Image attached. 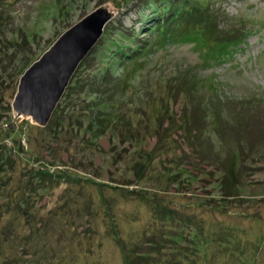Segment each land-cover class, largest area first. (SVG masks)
Segmentation results:
<instances>
[{"label":"rangeland","instance_id":"1","mask_svg":"<svg viewBox=\"0 0 264 264\" xmlns=\"http://www.w3.org/2000/svg\"><path fill=\"white\" fill-rule=\"evenodd\" d=\"M145 1L0 2V171L9 155L17 159L7 172L10 192L3 196L21 195L22 189L16 192L19 181L37 165L94 183L65 181L49 191L41 206L36 196L34 206L24 210L31 223L22 211L18 216L2 213L0 225L12 224L9 230L19 233L4 245L28 246L29 251L32 245L39 246L36 241L45 242L43 246L51 249L48 264H121L107 209L119 234L133 244L142 232L161 224L156 208L163 204L177 212L178 219L188 216L194 224L201 220L206 230H218L220 225L238 229L245 259L237 260L223 249L212 264H264V240L250 242L264 237V0H208L223 14L218 20L221 30L247 31L242 44L219 56L210 45L197 48L188 41L165 40L155 45L152 25L156 16L165 15L162 6L157 12L154 9L165 0L150 2L152 8L144 7ZM106 4L115 15L71 79L78 77L68 109L83 120V127L62 131L57 153L51 156L45 141L48 133L28 117L13 116L11 103L19 78L65 30ZM145 42L151 50L138 59L130 62L121 55L122 51L137 52ZM77 99L81 104H74ZM104 101L117 119L116 129L106 128L108 121L103 120L104 130L92 139L93 128L87 127L86 117L106 107L101 104ZM75 115L62 120L64 130ZM239 121L246 123L241 132ZM20 145L30 151H21ZM31 151L39 160L31 157ZM146 160L144 171L140 166ZM231 163L233 172L225 179ZM223 194L228 199L220 198ZM242 213L253 217H240ZM13 215L18 219L10 224ZM166 224L170 229L162 231L171 233L176 223ZM20 235H31L29 243L20 242ZM216 246L207 244L209 250ZM166 247L162 253L169 256L172 246ZM29 258L27 254L24 259Z\"/></svg>","mask_w":264,"mask_h":264},{"label":"trees","instance_id":"2","mask_svg":"<svg viewBox=\"0 0 264 264\" xmlns=\"http://www.w3.org/2000/svg\"><path fill=\"white\" fill-rule=\"evenodd\" d=\"M157 1L159 0H146L145 2H143V4L144 7L152 8L154 6H151L152 4L150 2L157 3ZM0 2H2V0H0ZM159 6H162V9H160L161 7ZM159 9L163 11L165 17H155V13ZM154 11L156 12L154 13ZM154 11L151 12L153 17H155V19L158 18L157 21H155L152 25V28L156 33L153 41L155 45L159 42H164L165 40L188 41L193 42L194 45L197 46V48H202L206 47V45H210L217 52V55H226L230 53V50L233 51L236 47L242 44V42L244 41L243 37L247 33L246 29H244V31H242V29L236 31V29L231 28L226 32L224 30H221L220 27H218V20L222 12H220L219 9H216L208 0H165V4L158 5V9H154ZM119 34H121L119 36H124L123 32H119ZM158 36L160 37V39H157ZM137 45L138 44H135L134 47H136ZM150 48L151 44H146L145 42L141 47L138 46L137 52L131 54L133 50L122 51L121 55H123V57H126L128 60L138 59L139 56L147 54L149 50H151ZM121 49L122 45L115 48L116 51H120ZM129 61L131 62L133 60ZM128 70L129 68H126V71ZM105 75L107 76V74L103 72V79ZM74 78L75 79L72 82L70 81L69 85L67 86L47 125L38 127L41 131H45L46 133H48L47 139L45 141L47 146L49 147L51 156L57 153V151H55V146L59 143L58 140L61 136L62 131H69L73 128L75 129L76 125H78V128L83 127V120L80 119L79 116L77 117L75 115L76 113H73L72 110L69 111L68 109V104L75 94L72 89L77 86L76 84L78 82L77 75H75ZM82 90L83 88H81V91ZM74 104L79 105L81 104V101L77 99ZM101 104L106 105V107L103 106L101 109H99L98 112H95L94 116L86 117V119H88V126L87 124L85 125L89 129L93 128V135L91 137L92 139L100 136V132L104 130L105 126L101 123L103 120H106V122L108 121L106 124V128L109 127L112 130L116 129V123L114 122L115 120L117 121V119L115 118L114 113L112 111H109L108 101L101 102ZM100 112L102 113L100 114ZM58 113L59 115L62 113V116L59 118ZM108 113L112 115L110 118H108ZM66 115H68L70 118L72 117V115H75L76 117L74 118V120H72L71 126H67L64 130L62 120H64ZM215 124H217V121L215 122ZM245 124L246 123L243 121H239V123L236 124L238 126L239 132H241V128L246 127ZM7 131H9V129ZM9 132H6L7 134L5 133V135L8 136ZM80 142L86 143L88 141L82 140ZM20 149L21 151H30V149H24L23 145H20ZM14 156L15 155H9L7 161H4L1 164L2 167L0 171V195L2 196L9 191V188L7 186H9L11 178L9 177V173L7 172L9 168L13 167V162L17 161V159H14ZM31 157L33 159L38 158V156L33 151H31ZM148 164L149 160H146V162L142 163L140 167H145V171L148 168ZM233 164L234 163H231L229 173H226L227 175L226 177H224L225 179L231 177L230 174L231 172H233ZM70 180L74 182H83V180H85L86 182L94 184L90 179H80L78 177L75 178L71 176L70 173H67V171L55 167L51 169V167L49 166L37 165V167L35 168H29V170L26 171L25 176L22 178V181H19L21 187L17 188L16 190V192H19V190L22 189V194L17 198H10L9 196L8 199H6L5 194L3 196L4 199L0 201V221L3 217L1 215L2 213L14 212L17 215L18 211H22L25 218H29L26 221H28V223H31V221L33 220L32 217L29 216L28 213L24 210L29 211V208L34 206L36 196L39 198L38 202L41 206L44 204V197L50 196V190H53L57 188L61 183ZM221 188L222 190L225 189L224 181L221 183ZM227 197V194H223L220 198L228 199ZM101 202L104 203L105 206H107L106 197L102 196ZM160 203L163 202L160 200ZM3 205L4 207H2ZM163 206L164 205L161 204L160 210L156 208V212L160 214L159 219L158 217L157 219L161 224H157L156 226L149 228L147 232H142L141 237L133 244H129L130 239L119 234V229L117 228L115 219L107 209L106 213L108 217L109 232L112 235V239L115 241L121 253V264H212V262L217 257H220V251L223 249H225L226 253L237 256V260L243 261L245 259L242 251L244 250V248L241 246L243 245V237L239 235L238 229L235 228V226L220 225V229L209 231L204 229V224L201 220H199L200 223L194 224L192 223L193 221L191 220V218L188 216H179L178 219L177 212H175L171 208H168L167 206L163 208ZM17 216L13 215V219L9 220L10 224L14 223L16 219H18ZM240 217H248L252 219L253 215L242 213L240 214ZM168 221H172L176 223V225L171 228V233L166 234L165 231L162 230L170 229V227L166 224ZM9 226L12 227L13 225H0V264H48V262H50L49 251L51 249L43 246V244H46L45 242L40 243L39 241H36V243H39V246H35L34 244V246L32 245L31 248L29 247V251H27L26 249L28 246H14V248H12L13 246H10L9 248H7L4 245V242L8 241L9 239L12 240L15 237L17 238L19 235V233L11 232L9 230ZM45 227V223L43 222L42 228L44 229ZM188 227H190L191 229L188 230ZM156 229L158 231H155ZM155 233L157 235L152 236ZM20 237L22 238L19 240L20 242L25 241L26 243H29V240L31 239V235H20ZM261 240H264L263 236H259L256 240H250V242L253 244H257V242ZM208 242H214L215 245H217L215 250H209L207 248ZM210 244L209 247L211 246ZM166 245H169L170 249L172 246V252L169 251V256H166V251L162 253V251L166 250ZM186 249L187 251H185ZM189 250L191 251L189 252ZM27 254H30L31 258L24 259ZM191 255H196L197 258H191ZM170 256L173 257L168 258ZM175 256L177 257V260L174 259ZM162 260L170 261V263H163ZM58 262L60 261H56V263Z\"/></svg>","mask_w":264,"mask_h":264},{"label":"water","instance_id":"3","mask_svg":"<svg viewBox=\"0 0 264 264\" xmlns=\"http://www.w3.org/2000/svg\"><path fill=\"white\" fill-rule=\"evenodd\" d=\"M115 15L101 5L65 30L19 78L12 105L13 116L28 117L45 126L75 71L101 38Z\"/></svg>","mask_w":264,"mask_h":264},{"label":"bare ground","instance_id":"4","mask_svg":"<svg viewBox=\"0 0 264 264\" xmlns=\"http://www.w3.org/2000/svg\"><path fill=\"white\" fill-rule=\"evenodd\" d=\"M107 8H108L109 10L114 9L111 5H107Z\"/></svg>","mask_w":264,"mask_h":264}]
</instances>
